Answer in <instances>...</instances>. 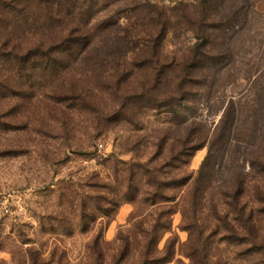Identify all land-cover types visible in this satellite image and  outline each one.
Returning a JSON list of instances; mask_svg holds the SVG:
<instances>
[{
    "label": "rangeland",
    "instance_id": "1",
    "mask_svg": "<svg viewBox=\"0 0 264 264\" xmlns=\"http://www.w3.org/2000/svg\"><path fill=\"white\" fill-rule=\"evenodd\" d=\"M203 1L100 0L96 19L126 25L131 18L149 33L159 17L145 13V4L168 17L164 81L157 86L145 56L102 59L91 64L94 72L71 56L73 46L43 58L36 48L47 44L50 26L25 10L26 0H0V264H119L122 231L133 243L128 262L139 264L140 238L129 222L142 209L151 173L159 171L160 185L195 177L209 144L193 152L189 165L181 160L177 172L166 166L169 158L189 142H210L233 104L250 109L262 94L264 106V0H220L207 10L213 54H225L220 75L202 68L190 72L194 82L183 91L176 86L173 65L188 62L197 43L189 20L180 18L199 17ZM130 170L138 175V205L125 196ZM246 172L245 186L228 191H238L237 201L223 196L221 184L196 220L185 224L180 211L163 218L173 232L159 243L160 252L173 251L167 264H194L191 255L201 264H264V171ZM238 174L219 178L225 183ZM163 191L179 204L189 199L187 187ZM167 205L144 216L158 219Z\"/></svg>",
    "mask_w": 264,
    "mask_h": 264
},
{
    "label": "trees",
    "instance_id": "2",
    "mask_svg": "<svg viewBox=\"0 0 264 264\" xmlns=\"http://www.w3.org/2000/svg\"><path fill=\"white\" fill-rule=\"evenodd\" d=\"M219 1H203L199 17L194 16L195 19L187 16V14L185 15L184 12L180 18L181 20H189L197 40L190 52V60L188 62L182 60L173 65V72H178L176 86L181 91L184 90L185 85L194 82L190 72H199L202 68L213 72L217 68L214 75H220L221 69L219 66L225 54L222 52L218 55L213 54L215 35L209 34V31L206 30L209 22L213 21L210 20L211 17L208 16L207 10L218 5ZM25 3L28 4L25 10L35 12L40 16L39 20L43 21V25L50 26L48 30L51 32V37H49L47 44H40L36 48L38 55L43 58L61 56L64 46H73L71 56L76 55L78 60L83 59L84 63L88 65L85 68L87 72H94L95 67L91 64L101 63L102 59L145 56L147 62L151 63L150 68L153 70L155 83H157V86L163 83L164 71L160 66V50L169 20L166 14L161 12L156 5L148 3L143 8L145 13L155 14L159 17V20H156V31L149 33L138 29L137 27H140V25L138 23L133 24L131 18L129 19L130 23L126 25L112 19H96L97 12L100 10L98 9L101 3L100 0H26ZM103 3L107 4L106 0ZM12 5L16 7L15 1L12 2ZM223 23L221 22V27H223ZM62 28L66 31V34L61 35V33L56 32L62 30ZM208 28L217 29L219 27L212 25ZM219 30L225 31L223 28H219ZM229 51L233 53V50L229 49ZM28 54L32 55L33 51ZM208 76L212 75L209 74ZM216 76L213 77L215 82L217 80ZM205 81L207 82V79ZM256 101V105L251 106V110L245 105L235 107V104H233L231 114L230 110L224 113L210 142L207 140H204V142L201 140L189 142L184 147V153H178L176 156L173 155L169 158L170 163L166 166L177 172L181 169L179 165L181 160L186 158L182 161V166L189 165L193 152L209 144L208 154L195 177L189 175L184 178V181L179 182L175 179L176 176L173 175L172 183L160 185L155 177V172L159 171L155 170L151 173L152 180L147 183L149 191L142 193L143 198L141 199V193H138L137 188L133 186L138 180V175L136 173L132 175L131 170L127 173L128 177L124 181L125 196L131 195L129 201L137 205L141 199L139 205L142 209L139 208L131 216L129 222L131 227H136L135 229L138 230L136 237L140 238L137 243V252L140 255L139 264H167L171 260V255H173L171 246H166L164 252L159 250L160 241L167 234L173 233L172 224L169 220L168 223H162L165 216L169 218L180 211L185 224L189 220H196L204 203L208 201L209 194L219 188L221 184L226 185L227 192L230 190L235 191V189L239 190L245 186V177L248 175L246 168L248 166L251 171L256 170V168L264 171V149L262 147L264 146V106L262 94L258 96ZM258 145L259 147L256 149ZM257 157L261 159L259 160ZM236 172L239 173L236 175L238 179L231 178L225 183L220 181L221 176L225 174L232 175ZM163 186H166L169 191L187 187L189 191L188 201L184 200L180 204L176 203L175 196L164 194ZM237 193L238 191L232 194L228 192L223 196L237 201ZM162 204H168L169 207L165 208V210H168L164 214H159L158 219L152 221L144 216L146 211L147 215H150ZM185 228L188 230V226H185ZM129 232L130 230L127 233ZM99 243L100 241L97 242V247H99ZM116 243L119 244V264H130L128 257L133 248L132 238L125 236L124 231H122L119 233ZM160 254L164 257H161ZM191 259L194 264H201V261L196 260L194 255H191Z\"/></svg>",
    "mask_w": 264,
    "mask_h": 264
},
{
    "label": "built area",
    "instance_id": "3",
    "mask_svg": "<svg viewBox=\"0 0 264 264\" xmlns=\"http://www.w3.org/2000/svg\"><path fill=\"white\" fill-rule=\"evenodd\" d=\"M3 211H4L5 214H8V212H9L8 209H3Z\"/></svg>",
    "mask_w": 264,
    "mask_h": 264
}]
</instances>
